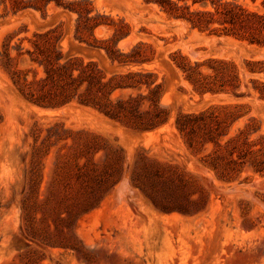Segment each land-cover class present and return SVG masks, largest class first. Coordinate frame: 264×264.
<instances>
[{"label":"rangeland","instance_id":"obj_1","mask_svg":"<svg viewBox=\"0 0 264 264\" xmlns=\"http://www.w3.org/2000/svg\"><path fill=\"white\" fill-rule=\"evenodd\" d=\"M216 1L0 0V264H264V0Z\"/></svg>","mask_w":264,"mask_h":264},{"label":"trees","instance_id":"obj_2","mask_svg":"<svg viewBox=\"0 0 264 264\" xmlns=\"http://www.w3.org/2000/svg\"><path fill=\"white\" fill-rule=\"evenodd\" d=\"M154 1L158 4L159 8L162 11L166 12L168 15L174 18L187 20L192 25V27L194 26L200 27L201 25L205 24L208 20L207 17L211 16L212 12L200 10V9L191 10L190 9L191 5L199 3L206 6L208 3H210L215 8V11H218V6L220 5L219 3H217L216 0H154ZM180 2H182V4H180ZM188 2H190V4H188ZM72 63L73 60H67L63 64L59 65V67L64 68L66 70L69 77L71 76L73 69L75 68L71 65ZM177 65L181 66L183 70H187L188 68L192 67L190 65L185 67L184 65H180V63H177ZM88 67H89V71L86 68H79L78 75L74 78L70 77L71 82L69 83L74 82L75 84L76 82L74 88L77 90L83 84V82L86 81L87 82L86 87L82 92L78 93L77 95L78 100L86 104H94L93 102L95 100L94 99L95 94L93 92H94L95 84L96 85L98 84L99 86L102 83L97 72L92 69L90 70V66ZM46 71L48 72L47 69ZM191 81L193 80L191 79ZM61 92L63 93L64 96H68L70 94L69 92H71L70 84L62 85ZM184 117L189 122L192 123L196 122V125L192 126L193 131H196L197 128H199L201 125H204V123L206 122L204 112H201L198 115L184 116ZM181 124L182 123H180V116H179L176 119V126L179 129H181Z\"/></svg>","mask_w":264,"mask_h":264},{"label":"bare ground","instance_id":"obj_3","mask_svg":"<svg viewBox=\"0 0 264 264\" xmlns=\"http://www.w3.org/2000/svg\"><path fill=\"white\" fill-rule=\"evenodd\" d=\"M122 187V186H121Z\"/></svg>","mask_w":264,"mask_h":264}]
</instances>
